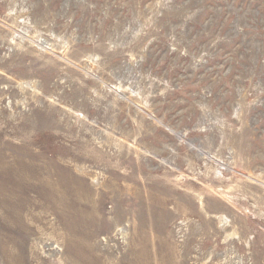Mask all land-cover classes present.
Here are the masks:
<instances>
[{
  "label": "rangeland",
  "instance_id": "rangeland-1",
  "mask_svg": "<svg viewBox=\"0 0 264 264\" xmlns=\"http://www.w3.org/2000/svg\"><path fill=\"white\" fill-rule=\"evenodd\" d=\"M0 264H264V0H0Z\"/></svg>",
  "mask_w": 264,
  "mask_h": 264
}]
</instances>
